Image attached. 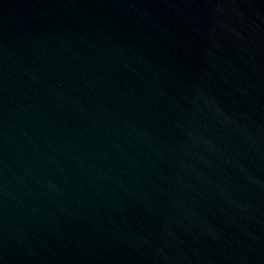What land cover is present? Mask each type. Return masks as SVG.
<instances>
[{
  "label": "water",
  "instance_id": "95a60500",
  "mask_svg": "<svg viewBox=\"0 0 264 264\" xmlns=\"http://www.w3.org/2000/svg\"><path fill=\"white\" fill-rule=\"evenodd\" d=\"M0 264H264V0H0Z\"/></svg>",
  "mask_w": 264,
  "mask_h": 264
}]
</instances>
